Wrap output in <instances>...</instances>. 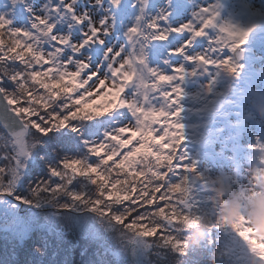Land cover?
I'll use <instances>...</instances> for the list:
<instances>
[{
    "label": "snow or ice",
    "instance_id": "6c2138e0",
    "mask_svg": "<svg viewBox=\"0 0 264 264\" xmlns=\"http://www.w3.org/2000/svg\"><path fill=\"white\" fill-rule=\"evenodd\" d=\"M151 6L0 4V264H122L146 248L179 257L191 250L186 264H206L188 240L193 213L208 219V232L231 228L264 264V237L246 218H220L215 195L211 213L189 201L185 173L196 166L182 153L185 67L169 59L238 73L227 52L241 49L251 29L219 23L211 4L178 24L170 17L186 0ZM127 7L136 10L130 19ZM213 27L209 48L193 55ZM239 189L245 198L264 194V167ZM5 246L18 250L4 259Z\"/></svg>",
    "mask_w": 264,
    "mask_h": 264
},
{
    "label": "trees",
    "instance_id": "16d2710c",
    "mask_svg": "<svg viewBox=\"0 0 264 264\" xmlns=\"http://www.w3.org/2000/svg\"><path fill=\"white\" fill-rule=\"evenodd\" d=\"M6 2L7 0H0V4H5ZM163 3L166 4V0ZM157 10L158 9L154 8L152 11ZM132 11L134 16L136 10L132 9ZM12 19L13 23H16L15 18L13 17ZM195 91H197L198 94H203L206 89L198 87ZM213 95H215V93ZM217 97L216 95V98ZM215 103L222 105L223 102L221 101V97L216 100ZM183 104L187 105L186 102H183ZM214 109L215 108L212 110ZM200 110L202 113L205 112L203 109ZM206 116H209L208 111ZM179 120L184 125L183 132L185 138L182 142V153L186 157L187 163L194 162L196 166L194 172L185 173V175L189 177L188 183L191 189L189 201L193 204L195 210L201 213H211L214 208V202L209 198L214 195L217 197L218 195L216 193L206 192L205 189L211 182L216 181L213 173L210 171V165L207 164V157L204 155L201 158L203 159L202 164H199V159L203 151H211L208 145H213L212 142L219 136L221 125L218 123L214 124L211 120L205 118L202 123H190L181 115ZM193 179H198V185L192 183ZM238 203L237 199L224 198L218 200L217 215L229 224L235 223L233 219L229 221L224 216H221L220 213L227 208L226 206L236 207ZM234 219H240V216L237 215ZM205 220L208 219L193 213L188 218L185 226L189 230H192ZM54 222L57 224L60 223V221ZM249 225L251 229L257 233V228L252 220L249 221ZM2 247L3 240L0 239V248ZM195 247L200 251L201 259L205 260L206 264H258L256 257L247 250V247L228 226L224 228L218 226L213 228L211 232L207 233L206 238L202 240L198 246L195 245ZM17 250L16 246H5L3 248L4 259H8L10 252L15 253ZM191 255V250H189V254L186 257L176 256L171 250H167V256H165L163 252L153 255L152 252L146 248L135 254H129L128 258L125 259L122 264H141V262H143V264H186L191 258Z\"/></svg>",
    "mask_w": 264,
    "mask_h": 264
},
{
    "label": "rangeland",
    "instance_id": "374dc122",
    "mask_svg": "<svg viewBox=\"0 0 264 264\" xmlns=\"http://www.w3.org/2000/svg\"><path fill=\"white\" fill-rule=\"evenodd\" d=\"M127 1L128 0H125V4ZM186 3L188 4V1ZM187 4H186V7H187ZM152 6H155L154 3H152ZM256 6H257L256 8H258V7L264 8L263 7L264 5L263 6L262 5H260V6L256 5ZM250 10L251 9H247L246 12L247 11L250 12ZM185 13H187V11ZM238 14H241V12H238ZM244 14H246V13H244ZM234 18H237V15ZM248 18H250V15L249 16L247 15L245 17L246 20ZM237 19H234L235 23L238 24L237 26H239V25L241 26L242 20L237 21ZM262 19H264V16L261 17V20ZM259 27L260 26H258L257 28H259ZM213 29L214 28H211L209 31H213ZM263 29H264V24L255 32L252 31L250 33L251 36H249V38H248V42L245 44L246 47L244 45L241 49L234 52L237 56V62L238 63L241 61H244V63H241V65H242L241 74H244L246 76V79H247L246 81L251 85V88H250L251 93H250V96L245 100V106H250L251 108H254V106L259 107V106H261V104L263 106V104H264V68L262 67L263 61H264L263 60L264 49L261 45V37L258 36V31L263 30ZM206 37H208V35H206L205 37H202L201 39L206 38ZM251 50H254L255 53H257V55H251L250 54ZM251 59H253L257 65L253 64ZM185 73H187V72L185 71ZM186 82H187V80H186ZM184 93H186V92L184 91ZM187 98H188L187 102H190L192 105L196 104L197 100H199V101L201 100L199 97L190 95L189 92L187 93ZM227 102L229 104L230 100H227ZM210 104H211L210 101L204 102L203 103L204 108L206 110H208L210 108L209 107ZM230 108H231V110L229 113L232 115H235L236 119H234L232 123H227L226 127L221 132V137H220L219 142L223 144L222 148L224 150L221 151L222 153L220 155H216L215 157H213L212 162L214 163V165L212 166L211 170H213V172L222 173V175L227 179L226 180L227 182L226 183L224 182V184H226L230 189V190H228V192L226 194V195H228V197L229 196H235V195H237V193H239L238 194L239 196L245 198L244 194L240 191V189H238L239 187H241L238 183L241 182L243 187H245V188L249 187L253 182V176L255 174V171L258 168H255L253 171H249L248 173H245L246 180L240 181V177L236 176L232 172V167L230 166V164H228L227 155L231 153L229 151H232L234 149L235 143H238V142L241 143L242 142L241 136L244 135L245 133H241V131H244V129H246L247 125H251L252 122H254L256 120L254 118V115H251L252 122L248 121L249 111L246 108L240 107L239 113H236L237 111L234 109V108H236V106L232 105V106H230ZM222 110H223V108L216 111V112L213 111L209 115V119L213 118L218 113L221 114V113L226 112V109H224L223 111ZM180 115H181V113H180ZM222 140H223V142H222ZM222 195H224V193H222ZM255 197L260 198V200H264V194H249L248 197L245 198V200L250 202V204H252L253 206L259 205L256 207L257 219H258L262 215H264V202H261V203L256 202ZM220 199L221 198L219 196V200ZM245 208L248 211H250L248 206H245ZM248 214H249V212H248Z\"/></svg>",
    "mask_w": 264,
    "mask_h": 264
},
{
    "label": "clouds",
    "instance_id": "9594fccd",
    "mask_svg": "<svg viewBox=\"0 0 264 264\" xmlns=\"http://www.w3.org/2000/svg\"><path fill=\"white\" fill-rule=\"evenodd\" d=\"M261 114L264 115V108L261 109ZM238 214V209L234 206H229L224 209L220 215L224 216L227 220L231 221ZM208 220L202 221L198 227L190 230L188 240L190 245H199L202 240L207 236ZM255 226L260 229L261 234H264V215L258 218L255 222Z\"/></svg>",
    "mask_w": 264,
    "mask_h": 264
},
{
    "label": "water",
    "instance_id": "95a60500",
    "mask_svg": "<svg viewBox=\"0 0 264 264\" xmlns=\"http://www.w3.org/2000/svg\"><path fill=\"white\" fill-rule=\"evenodd\" d=\"M197 117H198V115H197L196 113H194V112H189V119L193 120V119H195V118H197Z\"/></svg>",
    "mask_w": 264,
    "mask_h": 264
}]
</instances>
